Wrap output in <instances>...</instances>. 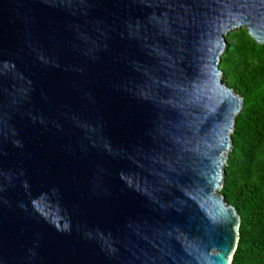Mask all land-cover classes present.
<instances>
[{"label":"water","instance_id":"obj_1","mask_svg":"<svg viewBox=\"0 0 264 264\" xmlns=\"http://www.w3.org/2000/svg\"><path fill=\"white\" fill-rule=\"evenodd\" d=\"M240 27L264 0H0V264H230Z\"/></svg>","mask_w":264,"mask_h":264},{"label":"trees","instance_id":"obj_2","mask_svg":"<svg viewBox=\"0 0 264 264\" xmlns=\"http://www.w3.org/2000/svg\"><path fill=\"white\" fill-rule=\"evenodd\" d=\"M219 68L222 82L243 98L220 189L240 217L230 264H264V45L246 28L232 30Z\"/></svg>","mask_w":264,"mask_h":264},{"label":"rangeland","instance_id":"obj_3","mask_svg":"<svg viewBox=\"0 0 264 264\" xmlns=\"http://www.w3.org/2000/svg\"><path fill=\"white\" fill-rule=\"evenodd\" d=\"M243 28H245V27H243ZM235 30V29H234Z\"/></svg>","mask_w":264,"mask_h":264}]
</instances>
